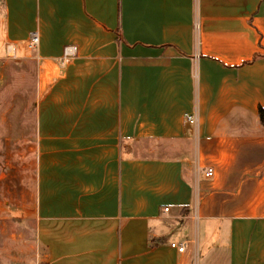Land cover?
I'll list each match as a JSON object with an SVG mask.
<instances>
[{
    "label": "crops",
    "instance_id": "0c3cea01",
    "mask_svg": "<svg viewBox=\"0 0 264 264\" xmlns=\"http://www.w3.org/2000/svg\"><path fill=\"white\" fill-rule=\"evenodd\" d=\"M11 54L43 264H264V0H0Z\"/></svg>",
    "mask_w": 264,
    "mask_h": 264
},
{
    "label": "rangeland",
    "instance_id": "374dc122",
    "mask_svg": "<svg viewBox=\"0 0 264 264\" xmlns=\"http://www.w3.org/2000/svg\"><path fill=\"white\" fill-rule=\"evenodd\" d=\"M11 55L0 59V264H43L45 249L36 237V146L31 139L39 66Z\"/></svg>",
    "mask_w": 264,
    "mask_h": 264
},
{
    "label": "built area",
    "instance_id": "2783aa9c",
    "mask_svg": "<svg viewBox=\"0 0 264 264\" xmlns=\"http://www.w3.org/2000/svg\"><path fill=\"white\" fill-rule=\"evenodd\" d=\"M40 36L38 31H33L31 34L30 46H36L39 44ZM78 53V46L76 44H70L65 48L64 54L62 56V62H67L71 58L75 57ZM185 119L187 122L196 123L198 122V117L196 114H186ZM204 174L207 177H212L215 174V169L213 166H207L204 168ZM168 209V207H166ZM172 246H177L180 251L185 249V245H178L176 242H172Z\"/></svg>",
    "mask_w": 264,
    "mask_h": 264
},
{
    "label": "trees",
    "instance_id": "16d2710c",
    "mask_svg": "<svg viewBox=\"0 0 264 264\" xmlns=\"http://www.w3.org/2000/svg\"><path fill=\"white\" fill-rule=\"evenodd\" d=\"M259 113H260L262 122L264 123V108L262 106L260 107Z\"/></svg>",
    "mask_w": 264,
    "mask_h": 264
}]
</instances>
